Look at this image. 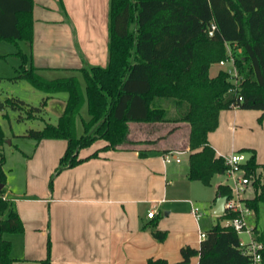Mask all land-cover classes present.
Segmentation results:
<instances>
[{"label":"trees","instance_id":"16d2710c","mask_svg":"<svg viewBox=\"0 0 264 264\" xmlns=\"http://www.w3.org/2000/svg\"><path fill=\"white\" fill-rule=\"evenodd\" d=\"M62 5V0H61ZM34 0H0V39L18 43L25 41L28 51L18 50L21 63L16 67L14 80H27L43 91L39 105L10 96L0 98L3 109L27 110L28 118L42 114L50 97L67 93L65 105L56 123L46 122L41 129H30L23 136L37 142L46 138L65 139L67 147L53 179L62 170L110 149L131 148L151 143L150 139L130 137L131 124H190L188 136L189 172L191 180L210 185L213 176L226 172L228 165L209 144L208 133L214 123L195 120L197 107L220 110L238 103L241 108L264 110V0H109L108 63L103 66L84 60L77 75L45 77L32 60L34 42ZM213 35H209L211 24ZM228 42L242 76L240 89L231 94L232 82L220 69L210 75L211 65L227 57ZM1 56V54H0ZM242 96L239 101L238 97ZM87 104L88 118L82 117L83 132L77 134V118ZM18 119H24L19 115ZM179 126L173 125L169 133ZM97 139L106 144L92 154L81 157L80 151ZM6 137L0 123V182L6 183L2 146ZM167 150H165L166 152ZM244 167L256 185L254 197L246 198L256 212L264 201V164L256 160L251 150ZM148 153L141 149V154ZM262 180V182H261ZM0 190V264H14L11 242L6 233H20L24 225L11 201ZM228 183L217 187V195H229ZM218 216L207 230L199 247L182 246V259L170 262L163 257H150L146 264H188L199 256L198 264H251L250 257L239 247L240 236ZM262 242L264 264V229L254 228ZM167 230L155 229L154 236L163 241ZM41 264H51L50 256Z\"/></svg>","mask_w":264,"mask_h":264},{"label":"crops","instance_id":"0c3cea01","mask_svg":"<svg viewBox=\"0 0 264 264\" xmlns=\"http://www.w3.org/2000/svg\"><path fill=\"white\" fill-rule=\"evenodd\" d=\"M33 18L32 60L41 73L62 69L70 72L81 67L83 61L77 46L88 63L103 66L108 63L109 0H62V5L61 0H34ZM58 98V94L53 95L48 104ZM66 98H60L63 107ZM230 108V114H225L228 108L207 109L211 117L202 119L215 124L208 140L217 155H221L218 151L222 148L223 134L233 133L236 139L238 134H247L249 128L260 123L264 136V110ZM1 112L8 115L7 109ZM184 124H173L179 127L171 133L170 128L165 132L153 128L143 132L145 136L131 131L132 139L153 142L102 151L56 174L52 188L48 180L66 150L67 141L46 138L36 141L27 151L18 147L23 158L21 177H17L23 182L16 184L12 177L9 186L6 187L7 180L4 185L5 195L24 225L23 232L9 233L6 238L11 242L14 264H41L48 256L51 264H146L150 257H163L173 263L182 259V246L199 247L201 238L194 221L199 230L207 232L217 223L218 216L212 213L215 220L202 228L200 221L206 212L197 221L191 201L184 212L190 224L182 220L173 225L166 218L179 210L178 203L186 201L172 188L176 172L171 167V163L181 162L184 154L189 160L188 135L182 143L179 139V134L187 131ZM105 144L104 140L85 153L82 149L80 156L86 157ZM141 149H147L148 153L141 154ZM165 150L182 151L181 160L165 162ZM251 150L256 153L255 148ZM188 172L189 167L186 176L190 179ZM217 187L211 212L218 197ZM152 209H156V214L149 217ZM252 222L260 227L255 211ZM157 228L167 230L165 240L154 236ZM198 262L197 255L188 264Z\"/></svg>","mask_w":264,"mask_h":264},{"label":"rangeland","instance_id":"374dc122","mask_svg":"<svg viewBox=\"0 0 264 264\" xmlns=\"http://www.w3.org/2000/svg\"><path fill=\"white\" fill-rule=\"evenodd\" d=\"M23 51L29 50V45L25 41H19L18 43L9 41L6 39H0V98L4 99L10 96H16L31 105H39L42 95L45 93L33 87L30 82L27 80H14V76L17 74L16 67L21 63V58L17 55L19 49ZM77 52L84 62H88L84 57L83 52L81 51L80 46H77ZM211 73L213 76L214 73L218 72L221 68H223L219 61L211 65ZM55 72V71H54ZM43 73V72H42ZM44 76H68V75H77L83 87H85V81L78 70L71 69L69 70H59L55 73L47 74L43 73ZM59 98L50 102L46 107L45 111L42 114H38L36 117L28 118L27 110H13L11 108L7 109L8 115H3L0 111V123L2 125L6 141L2 146V152L4 154V171L6 173V180L8 181L7 186H9V182L13 177L14 183L21 184L23 182L19 180L17 175L21 174V159L22 152L21 149H31L35 144L36 140L30 137L23 136V134L30 129H41L46 122L56 123L59 114L62 112L63 105L61 103L62 97L66 98L67 93H59ZM240 108V107H239ZM208 108L205 107H197L194 112L195 120H209L211 115L207 112ZM249 110H255L251 108H243ZM228 111H225V114H230L229 110L232 108H228ZM19 115H23L24 119H18ZM82 117L88 118L87 104H84L81 110V115L77 118V134L80 135L83 132V122ZM185 126L188 127L187 131H182L178 136L182 143L183 139L186 140L187 135L189 136L190 124L184 122ZM174 123H161V124H142V123H132L131 131L133 133H137L138 135L145 136L143 132H147V130H151L153 128L160 129L161 132H165L168 128ZM237 127V126H236ZM262 124H258L249 128L247 134H238L237 138L235 136L233 138V133L228 135L223 134L220 137L222 148L218 152L224 157V160L231 154L232 148L234 146V150L236 152H243L247 158L251 156V149H256V160L262 165L264 164V136L262 134ZM243 135V136H241ZM103 139H97L93 142L89 147H85L82 150V153L86 151H90L95 149L97 144H103ZM93 146V147H92ZM29 147V148H27ZM245 147L249 148L246 149ZM27 151V150H25ZM183 160L181 162H173L171 163V167L175 170L176 174L174 175V182L172 184V188L177 192L179 198L186 200L185 202L178 203V211H173L172 214L166 216V218L171 221L173 225L178 224V222H182L184 220L187 224H190V220L187 219L186 208H190V202L192 201L194 204L198 205L202 211L206 212L204 217L201 219V227L207 228L213 220H215L214 216L211 212V204L212 199L216 192V187L220 183H229L232 184L233 180L228 172L217 173L213 176L212 183L207 185L199 180H190L186 176V172L189 167L188 155L184 154L181 156ZM245 173L247 176V170L245 168ZM178 174V177L175 176ZM21 177V175H19ZM251 177V176H249ZM252 183L247 187L246 191L243 193L244 197H254L255 194H258L259 191L255 192L256 185L253 184V179L250 178ZM54 180V179H53ZM51 177L48 180V184L50 186ZM262 182V180H261ZM164 210L161 211L164 216ZM259 218L260 228L264 229V201L260 202V213L257 214ZM194 218V217H193ZM196 225V231L199 234L198 225ZM223 222V220H222ZM9 233H4L3 237L8 238ZM240 238L246 239V234H240Z\"/></svg>","mask_w":264,"mask_h":264},{"label":"built area","instance_id":"2783aa9c","mask_svg":"<svg viewBox=\"0 0 264 264\" xmlns=\"http://www.w3.org/2000/svg\"><path fill=\"white\" fill-rule=\"evenodd\" d=\"M215 24L212 23L209 28V35H213V29ZM227 48V57L220 60L219 64L223 67L232 82L231 85V94H236L240 89V82L242 76L239 72L236 57L232 50L231 45L228 42H225ZM242 96L238 97V100L241 101ZM232 107H239V104H233ZM182 151H169L166 152L163 156L164 161L169 163L173 160L180 161V154ZM248 158L243 152H236L233 150L231 154L225 159L226 164L228 165L227 172L231 176L233 183L229 184L230 194L227 196L225 202V214H228L229 217L224 220L223 224L226 226L232 227L239 235L246 234L247 238H240L239 247L248 255L251 260V264H263V255L262 249L263 244L257 239V234L254 230L255 225L252 222L254 216V209L247 204L246 197L243 196V193L246 191L247 187L252 183L249 176L245 173V167ZM4 198H7L5 195ZM8 199V198H7ZM192 213L196 217L197 221L201 219L204 212L202 209L196 205L192 204L191 208ZM156 214V209H152L149 213V217H154ZM199 236L201 239L206 238L207 233L203 230H199Z\"/></svg>","mask_w":264,"mask_h":264},{"label":"water","instance_id":"95a60500","mask_svg":"<svg viewBox=\"0 0 264 264\" xmlns=\"http://www.w3.org/2000/svg\"><path fill=\"white\" fill-rule=\"evenodd\" d=\"M4 183L0 182V190L4 187ZM227 200V195H218L216 204L212 208V213L215 216H223L225 214V202Z\"/></svg>","mask_w":264,"mask_h":264}]
</instances>
